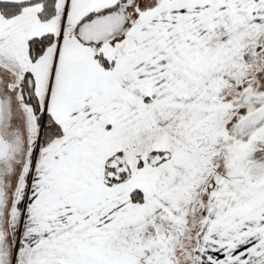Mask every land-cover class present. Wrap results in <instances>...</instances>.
<instances>
[{
	"label": "snow or ice",
	"instance_id": "obj_1",
	"mask_svg": "<svg viewBox=\"0 0 264 264\" xmlns=\"http://www.w3.org/2000/svg\"><path fill=\"white\" fill-rule=\"evenodd\" d=\"M0 264H264V0H0Z\"/></svg>",
	"mask_w": 264,
	"mask_h": 264
}]
</instances>
